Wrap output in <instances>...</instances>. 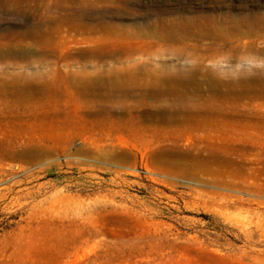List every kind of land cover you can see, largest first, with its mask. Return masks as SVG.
I'll list each match as a JSON object with an SVG mask.
<instances>
[{
  "label": "rangeland",
  "instance_id": "1",
  "mask_svg": "<svg viewBox=\"0 0 264 264\" xmlns=\"http://www.w3.org/2000/svg\"><path fill=\"white\" fill-rule=\"evenodd\" d=\"M0 264H264V0H0Z\"/></svg>",
  "mask_w": 264,
  "mask_h": 264
},
{
  "label": "bare ground",
  "instance_id": "2",
  "mask_svg": "<svg viewBox=\"0 0 264 264\" xmlns=\"http://www.w3.org/2000/svg\"><path fill=\"white\" fill-rule=\"evenodd\" d=\"M35 29H36V27H35V28L32 27V28L28 31V33H34V32H36Z\"/></svg>",
  "mask_w": 264,
  "mask_h": 264
}]
</instances>
